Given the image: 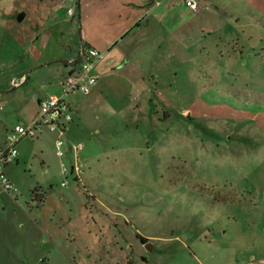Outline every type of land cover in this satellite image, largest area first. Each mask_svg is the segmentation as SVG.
Listing matches in <instances>:
<instances>
[{"label": "rangeland", "instance_id": "1", "mask_svg": "<svg viewBox=\"0 0 264 264\" xmlns=\"http://www.w3.org/2000/svg\"><path fill=\"white\" fill-rule=\"evenodd\" d=\"M75 1L0 0V147L76 55ZM224 2L222 42L161 55L139 101L115 74L75 97L66 146L83 143L81 181L61 185L54 133L17 144L0 264H264V0Z\"/></svg>", "mask_w": 264, "mask_h": 264}, {"label": "crops", "instance_id": "2", "mask_svg": "<svg viewBox=\"0 0 264 264\" xmlns=\"http://www.w3.org/2000/svg\"><path fill=\"white\" fill-rule=\"evenodd\" d=\"M219 6H225L224 0H199L197 12L190 11L184 0H76L75 7L69 6L68 9H71L72 17L74 14L77 16L81 29L80 43L74 57L60 60L69 65L65 74L73 70L72 62L77 60L82 44L94 47L102 53V57L96 61L93 68L97 82L92 91L84 96L95 95L104 79L115 74L128 87L134 89L129 95L131 100L139 101L143 93H148L143 84L147 68L154 66L159 70L165 67L164 61L159 59L161 55L167 53L166 56L173 57L179 55L181 50L192 47L195 49L197 39L203 38L206 34L210 36L215 34V39L222 42L227 20L220 12ZM46 20L54 22L55 12L52 11V14L48 12ZM163 42L167 43L166 49L162 48ZM220 45L217 43L216 46ZM60 80L52 94L61 93ZM78 95L73 94L70 97L73 111H77L80 106L74 100ZM143 97L150 99L148 95ZM40 98L36 99L35 117L24 125L36 120ZM46 131L54 133L41 125L34 138H40ZM68 143L67 154L71 151V143L82 144L78 154L83 150L82 142H73L69 139ZM18 152L20 158H27L23 148ZM12 162H17V158ZM3 192L4 190L0 188V194ZM33 194L35 199L40 192L35 188Z\"/></svg>", "mask_w": 264, "mask_h": 264}, {"label": "built area", "instance_id": "3", "mask_svg": "<svg viewBox=\"0 0 264 264\" xmlns=\"http://www.w3.org/2000/svg\"><path fill=\"white\" fill-rule=\"evenodd\" d=\"M185 6L192 12L199 10V0H184ZM69 13L71 9H68ZM102 57V53L91 46L81 45L77 60L73 61L74 68L65 74L60 80L61 93L59 95L49 94L38 100V116L34 122L28 125L17 123L5 134V145L0 147V188L10 192L14 189L11 180L4 171V165L14 161L18 155L17 143L23 137L34 138L39 126L44 125L55 133L54 152L60 161L61 172L64 179L61 185L68 183V174L72 173L76 180L81 181V163L78 151L82 144H72V158L69 163L63 161L67 155L66 144L68 141L67 129L73 120V106L70 97L73 94H89L97 82L93 73L96 61Z\"/></svg>", "mask_w": 264, "mask_h": 264}, {"label": "water", "instance_id": "4", "mask_svg": "<svg viewBox=\"0 0 264 264\" xmlns=\"http://www.w3.org/2000/svg\"><path fill=\"white\" fill-rule=\"evenodd\" d=\"M23 17H24V13H20L19 15H18V17H17V20H22L23 19Z\"/></svg>", "mask_w": 264, "mask_h": 264}, {"label": "trees", "instance_id": "5", "mask_svg": "<svg viewBox=\"0 0 264 264\" xmlns=\"http://www.w3.org/2000/svg\"><path fill=\"white\" fill-rule=\"evenodd\" d=\"M138 237H140V238H141V240H142L143 242H145V241H146V239H144V237H143V236H141V235H139V234H138Z\"/></svg>", "mask_w": 264, "mask_h": 264}]
</instances>
